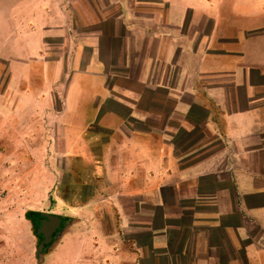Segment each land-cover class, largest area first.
Returning a JSON list of instances; mask_svg holds the SVG:
<instances>
[{
	"label": "crops",
	"instance_id": "obj_1",
	"mask_svg": "<svg viewBox=\"0 0 264 264\" xmlns=\"http://www.w3.org/2000/svg\"><path fill=\"white\" fill-rule=\"evenodd\" d=\"M89 1L90 12L54 6L65 23L92 18L40 77L45 98L33 85L16 100L29 138L55 115L43 139L60 145L68 176L56 215L97 230L88 247L76 234L75 251L50 255L264 264V0H108L115 13Z\"/></svg>",
	"mask_w": 264,
	"mask_h": 264
},
{
	"label": "rangeland",
	"instance_id": "obj_2",
	"mask_svg": "<svg viewBox=\"0 0 264 264\" xmlns=\"http://www.w3.org/2000/svg\"><path fill=\"white\" fill-rule=\"evenodd\" d=\"M61 2L66 8L80 2L81 8L90 12L89 0H0V264H59V258L50 255L52 249L69 247L74 250L76 234L79 239L87 234L85 246L88 247L91 243L88 238L90 231L97 232L92 229L94 224L90 221L84 226L77 225V219L82 223L81 216L73 214L71 219L74 222L64 228L63 231L67 232L63 240H60V235L51 242L46 252L36 256L39 237L33 221L26 216L30 211L59 214L67 210L61 207L60 202L64 192L62 185L68 178L67 171L62 168L65 160L60 158L57 150L60 145L52 137L46 143L43 139L47 129L53 133L55 115L53 119L45 120V132L43 121L36 119L33 128H37V134L29 138L23 134L27 131L29 107L17 108L16 103L19 90L33 85L37 89L41 87V98H45L44 80L41 81L40 77L44 74L45 78V72L50 67L59 71V65L54 61L69 54L77 27L75 24L87 23L92 18L89 14L80 18L70 15L65 23V16L54 7ZM97 3L103 4L106 12L115 13L117 10L114 5L107 6L108 0H98ZM74 11L71 13L74 14ZM66 24L71 31H60V27ZM43 60L51 63L44 64ZM60 82L46 81L52 95L58 91ZM54 105L58 108V101ZM41 107H37L36 112ZM21 110L26 116L24 120H19L16 115ZM36 112L35 116L34 112L30 113L31 121L37 118Z\"/></svg>",
	"mask_w": 264,
	"mask_h": 264
},
{
	"label": "water",
	"instance_id": "obj_3",
	"mask_svg": "<svg viewBox=\"0 0 264 264\" xmlns=\"http://www.w3.org/2000/svg\"><path fill=\"white\" fill-rule=\"evenodd\" d=\"M35 217L37 221V227L35 229V233L39 237V244L37 246L36 256H39L49 246V245L47 246L44 244L47 243V238H50L52 228L54 226L57 227V230L55 231L54 235L51 237L52 238L51 240L53 241L61 235L64 228L67 227L71 223L72 219H66L64 225L61 227L59 225L61 222V217L56 214L39 212V214L35 215Z\"/></svg>",
	"mask_w": 264,
	"mask_h": 264
},
{
	"label": "flooded vegetation",
	"instance_id": "obj_4",
	"mask_svg": "<svg viewBox=\"0 0 264 264\" xmlns=\"http://www.w3.org/2000/svg\"><path fill=\"white\" fill-rule=\"evenodd\" d=\"M30 218H31V220H35V221H36V219H35L36 217H35V216H32V215H31ZM64 221H65V218H62V217H61V222H60V224H59L61 227L64 225ZM36 222H37V221H36ZM56 230H57V227L54 226V227L52 228V231H51V234H50V235H51L50 238H47V243H45L44 245H47V246H48V245L51 244V242H52V240H51L52 238H51V237L54 235V233H55Z\"/></svg>",
	"mask_w": 264,
	"mask_h": 264
},
{
	"label": "trees",
	"instance_id": "obj_5",
	"mask_svg": "<svg viewBox=\"0 0 264 264\" xmlns=\"http://www.w3.org/2000/svg\"><path fill=\"white\" fill-rule=\"evenodd\" d=\"M29 214H31L32 216H35V215H38L39 212L38 211H30L26 214L27 218L31 220ZM33 223H34V226L37 227V222L35 220H32Z\"/></svg>",
	"mask_w": 264,
	"mask_h": 264
}]
</instances>
